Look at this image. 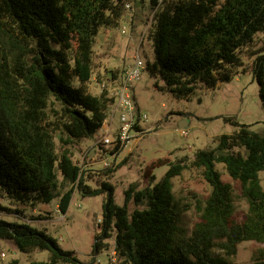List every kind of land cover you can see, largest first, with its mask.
Returning a JSON list of instances; mask_svg holds the SVG:
<instances>
[{
  "label": "trees",
  "instance_id": "trees-1",
  "mask_svg": "<svg viewBox=\"0 0 264 264\" xmlns=\"http://www.w3.org/2000/svg\"><path fill=\"white\" fill-rule=\"evenodd\" d=\"M128 2L0 0V197L31 207L58 199V210L65 214L75 191L83 198L106 195L93 254L114 232L113 252L120 264H236L239 243L264 244L259 178L264 173V134L240 125L236 132L218 136L213 147L196 150L192 160L158 161L153 166H168L161 180L155 183L148 168L147 185L139 189L131 184L122 206L114 202L111 184L91 188L72 160L70 146L92 138L114 104L107 90L92 95L87 84L95 39L102 28L119 25ZM146 2L153 14L147 34L152 60L145 69L160 77L177 100L188 99L198 82L213 89L231 81L243 66L242 50L264 31V0ZM108 73L114 81L119 72ZM251 74L264 109V52L253 59ZM216 164L240 185L247 203L240 221L234 218L232 185L221 180ZM188 168L201 170L211 189L190 232L181 225L183 210L171 182ZM8 210L0 205V211ZM0 241L11 242L22 253H49L46 261L28 264H82L55 238L27 223L0 220ZM250 264H264L263 256Z\"/></svg>",
  "mask_w": 264,
  "mask_h": 264
},
{
  "label": "rangeland",
  "instance_id": "rangeland-1",
  "mask_svg": "<svg viewBox=\"0 0 264 264\" xmlns=\"http://www.w3.org/2000/svg\"><path fill=\"white\" fill-rule=\"evenodd\" d=\"M147 0H129L131 10L124 14L116 28H102L93 47V75L87 84L92 95H99L101 84L112 89L109 71L119 74L132 64L138 50L143 63L152 60V51L147 39L152 23L153 11ZM127 31L122 32L121 27ZM264 52V31L255 34L253 43L241 52L243 66L231 81L219 83L207 89L196 83L195 90L186 100H177L164 89L160 77H152L145 67L137 81L133 82V92L139 113L141 133L132 132L128 147L112 156L96 142L103 137L102 128L92 138L83 139L70 146L72 160L80 167L85 183L91 188H100L103 182L113 187L114 202L124 204V191L137 184L139 189L147 185L145 171L150 168L155 183L160 181L168 170L166 164L155 165L158 161L171 162L187 157L192 160L196 150L214 146V140L222 134H232L240 125L249 130L264 134V109L259 99V87L252 77L251 64L256 54ZM185 121L186 126L180 125ZM118 124V114L113 119V127ZM184 131L185 135L181 134ZM112 138V134H110ZM58 147V135L55 137ZM104 162L109 164L107 170ZM153 166V167H152ZM223 182L233 188L234 218L240 221L247 209L246 200L240 192V185L226 173L222 164H216ZM111 170L110 173H107ZM107 173V174H106ZM264 187V173L259 174ZM172 193L183 210L181 225L190 232L198 221V208L209 195L211 189L204 180L201 170L188 168L180 176L172 179ZM106 195L83 198L77 191L73 193L65 214L58 210V199L49 204L34 207L18 205L0 197V205L9 209L0 211V220L10 223H27L46 232L58 241L66 251H72L82 264H120L115 257L114 232L112 237L103 240L104 247L93 254L95 236L102 220V204ZM134 206L130 202L128 210ZM4 254V257H2ZM264 258V244L246 241L237 245L233 258L236 264H250L254 257ZM47 251L34 250L22 253L11 243L0 241V264L18 260L19 264L31 261H46Z\"/></svg>",
  "mask_w": 264,
  "mask_h": 264
},
{
  "label": "built area",
  "instance_id": "built-area-1",
  "mask_svg": "<svg viewBox=\"0 0 264 264\" xmlns=\"http://www.w3.org/2000/svg\"><path fill=\"white\" fill-rule=\"evenodd\" d=\"M125 9L131 10V6L126 4ZM121 31L123 33L126 32V27H121ZM132 60L130 66L125 68L120 74L118 73L116 80L113 81L109 78L110 83H116L115 87L109 90L105 84H101V89L107 90L114 98L111 112L101 127L104 133L103 137L96 142L98 148H104L105 150L110 148L106 153L112 152V150H117L119 153L124 151L133 138L131 133L133 131L138 133L142 132L140 121L143 117L139 113V107L134 97L133 82L139 79L145 64L141 60L138 50ZM115 114H118L116 128L113 127ZM110 134H112V138H110ZM181 134L185 135V132L182 131ZM115 155L113 154L112 156ZM104 166L108 168L109 164L104 162ZM2 257H4V254H2Z\"/></svg>",
  "mask_w": 264,
  "mask_h": 264
},
{
  "label": "crops",
  "instance_id": "crops-1",
  "mask_svg": "<svg viewBox=\"0 0 264 264\" xmlns=\"http://www.w3.org/2000/svg\"><path fill=\"white\" fill-rule=\"evenodd\" d=\"M181 124H182V125H184V126H186V122H185V121H183V120H182V121H180V125H181Z\"/></svg>",
  "mask_w": 264,
  "mask_h": 264
}]
</instances>
